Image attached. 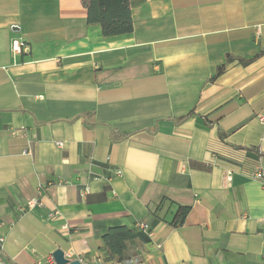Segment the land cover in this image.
<instances>
[{"label":"crops","instance_id":"1","mask_svg":"<svg viewBox=\"0 0 264 264\" xmlns=\"http://www.w3.org/2000/svg\"><path fill=\"white\" fill-rule=\"evenodd\" d=\"M132 18L104 37L83 0H0L9 264H264V0H140ZM117 227L135 238L111 258Z\"/></svg>","mask_w":264,"mask_h":264},{"label":"trees","instance_id":"2","mask_svg":"<svg viewBox=\"0 0 264 264\" xmlns=\"http://www.w3.org/2000/svg\"><path fill=\"white\" fill-rule=\"evenodd\" d=\"M138 1L140 0H83V6L87 10L89 24L99 26L104 37H115L132 33V8ZM223 70L224 66H221L212 80L220 76ZM189 211V207H179L173 224L182 225ZM134 238L132 230L117 227L110 229L103 241L111 252V258H115L122 257L127 244Z\"/></svg>","mask_w":264,"mask_h":264},{"label":"built area","instance_id":"3","mask_svg":"<svg viewBox=\"0 0 264 264\" xmlns=\"http://www.w3.org/2000/svg\"><path fill=\"white\" fill-rule=\"evenodd\" d=\"M30 48H29V44L19 38H15L11 41V52L15 55V56H21L27 52H29ZM261 123L264 126V116H262L260 118ZM57 147L59 148H63L64 144L63 142H57L56 143ZM121 172H118V174H120ZM250 178L252 180H257L259 182L262 183V186L264 188V173L262 170H259L258 172L251 174ZM227 182L230 183L232 181V174L229 172L227 173L226 176ZM43 204L39 199H32L29 200L26 205L24 206L23 209H21L22 213H27L31 210H33L36 207H41ZM143 231H147L148 230V226L143 224L140 226ZM54 258L53 256H50L47 259V263L53 264L54 263ZM264 261V260H263ZM0 264H9V260L7 258V254H6V237L3 234H0ZM36 264H43L42 262H38Z\"/></svg>","mask_w":264,"mask_h":264},{"label":"water","instance_id":"4","mask_svg":"<svg viewBox=\"0 0 264 264\" xmlns=\"http://www.w3.org/2000/svg\"><path fill=\"white\" fill-rule=\"evenodd\" d=\"M53 258L56 264H82L79 260L71 261L65 257V253L62 250H56L53 253Z\"/></svg>","mask_w":264,"mask_h":264}]
</instances>
